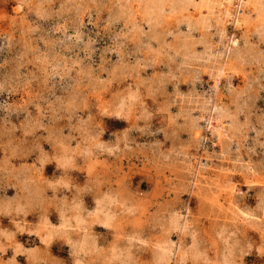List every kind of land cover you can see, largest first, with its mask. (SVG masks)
<instances>
[{"label": "rangeland", "instance_id": "obj_1", "mask_svg": "<svg viewBox=\"0 0 264 264\" xmlns=\"http://www.w3.org/2000/svg\"><path fill=\"white\" fill-rule=\"evenodd\" d=\"M216 1L0 0V264H264V0Z\"/></svg>", "mask_w": 264, "mask_h": 264}, {"label": "bare ground", "instance_id": "obj_2", "mask_svg": "<svg viewBox=\"0 0 264 264\" xmlns=\"http://www.w3.org/2000/svg\"><path fill=\"white\" fill-rule=\"evenodd\" d=\"M215 1H216V0H215ZM218 1H219V0H218ZM223 1H225V2H226V5H227V6L225 7V8H226V11H225V12H226V17H227V16L230 15L229 12H228V4L231 3V0H223ZM240 1H241V0H240ZM240 1H239V2H240ZM255 1H258L259 3H262V0H255ZM189 2H190V1H189ZM200 2H201V1H200ZM216 2H217V1H216ZM225 2H224V4H225ZM239 2H238V0H237V3H239ZM237 3H236V4H237ZM197 4H198V3H197ZM214 4H215V3H214ZM241 4H242V3H241ZM163 5H164V4H163ZM220 5H221V4H220ZM220 5H218V6H220ZM233 5H234V4H233ZM237 5H238V4H237ZM220 7H221V6H220ZM236 7H237V6H236ZM240 7L242 8V5H241ZM238 12H239V11H238ZM235 13H237V12H235ZM232 15H233V14H232ZM232 15H231V16H232ZM235 20H236V19H235ZM231 21H232V20H231ZM233 21H234V20H233ZM236 21H237V20H236ZM236 21H235V22H236ZM238 24H239V23H238ZM223 30H224V29H223ZM226 41H227V40H226ZM226 41H225V43H226ZM231 44H232V43H231ZM232 45H233V44H232ZM231 48H233V47L231 46ZM210 123H211V122H210ZM212 124H213V123H212Z\"/></svg>", "mask_w": 264, "mask_h": 264}]
</instances>
